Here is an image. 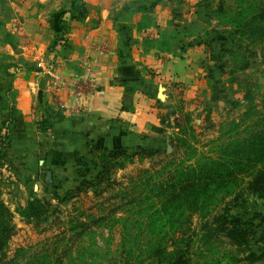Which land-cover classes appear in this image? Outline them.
<instances>
[{
  "label": "crops",
  "instance_id": "crops-1",
  "mask_svg": "<svg viewBox=\"0 0 264 264\" xmlns=\"http://www.w3.org/2000/svg\"><path fill=\"white\" fill-rule=\"evenodd\" d=\"M83 1L90 18L101 21L91 28L90 18L74 24L68 47H59L55 58L49 46L56 36L65 38L59 11L69 9L68 0H0V57L7 58L0 124L12 122L6 177L23 195L29 185H76L80 168L93 161V146H149L163 133L156 102L210 94L199 66L207 21L194 6L202 0L174 6L168 0ZM142 10L161 31L147 28L149 22L138 26ZM127 11H136L131 22Z\"/></svg>",
  "mask_w": 264,
  "mask_h": 264
},
{
  "label": "rangeland",
  "instance_id": "rangeland-1",
  "mask_svg": "<svg viewBox=\"0 0 264 264\" xmlns=\"http://www.w3.org/2000/svg\"><path fill=\"white\" fill-rule=\"evenodd\" d=\"M168 1L170 6L178 2ZM68 4L69 9L59 11V30L65 38L74 24L86 25L90 18L83 0H68ZM194 7L207 21L202 24L206 31L198 42H206L199 66L205 72L210 94L186 103L156 102L163 133L149 146L116 149L114 159L109 152L93 155V161L80 168L77 184L70 188L53 186L52 182L43 188L42 184L29 185L25 188L28 194L23 195L8 179L9 167L2 169L3 200L12 211L25 207L34 195L49 201L57 214L50 223H27L15 214V234L0 255V264H156L148 257V249L161 240L171 246L168 235L174 230L176 240L189 248V264H264V260L252 263L247 259V249L234 245L224 234L204 241V220L196 215L191 225L175 220L174 229L169 225L163 229L149 227L146 223L154 202L150 188L167 179L178 166L217 155L232 139L244 137L246 129L264 116V42L259 35L252 38L248 27L255 19L258 25L264 24L260 18L264 0H202ZM127 13L131 22L136 11ZM137 13L138 26L149 22L144 19L145 10ZM100 21L94 17L87 28L97 27ZM149 23L147 28L161 31L154 26L155 21ZM5 57H0V79ZM181 93L180 89L176 97H182ZM245 94H250L252 100L245 102ZM163 120L165 123L161 124ZM185 120L192 130L182 133L187 145L176 149L173 140ZM140 150L156 154L141 159L134 155ZM108 168L111 169L106 173ZM247 204L248 210L264 215V200L251 199ZM226 209L234 213L243 210L233 197L219 195L206 222L211 223ZM262 242L260 232L252 235L251 250L257 251Z\"/></svg>",
  "mask_w": 264,
  "mask_h": 264
},
{
  "label": "trees",
  "instance_id": "trees-1",
  "mask_svg": "<svg viewBox=\"0 0 264 264\" xmlns=\"http://www.w3.org/2000/svg\"><path fill=\"white\" fill-rule=\"evenodd\" d=\"M262 13L260 18L264 19V11ZM258 22L255 19L249 24L250 36L253 38L259 35L264 42V24L260 26ZM61 31L64 32L63 28ZM68 42V37L57 36L51 43L49 51L56 56L59 53L58 47H66ZM182 50L184 51V48ZM251 98L250 94L244 95L245 102L251 101ZM186 122L185 120L184 126L180 125V134L174 137L173 143L176 149L187 145V139L182 138V133L186 135L192 128L189 122L187 124ZM11 123L9 120L0 124V255H3L15 234V214L27 223H50L57 214V210L49 201L34 195L25 207L15 211H12L4 202L1 171L10 165L8 150ZM164 123L163 120L161 124ZM245 133L244 137L232 139L224 145L217 155L205 156L191 165L178 166L167 179L160 180L152 188L148 186L154 201L151 202L152 215L146 222L149 223V227L158 226L163 229L169 225L174 229L172 224L175 220L186 221L191 225L192 218L196 215L202 221L204 220L201 228L204 232V241L224 234L234 245L247 249V259L252 263L264 260V215L254 213L247 208V201L251 199L264 200V116L256 121L254 127L246 129ZM115 151L97 149L94 146L91 148L92 155L109 152L111 159H114ZM155 154V151L140 150L134 155L146 159ZM109 169L111 168L106 169L105 172L108 173ZM82 181L85 185L89 184L87 180ZM242 189L246 197L241 193ZM219 195L233 197L243 210L234 213L226 209L208 223L206 219L209 217L211 208L218 201ZM257 221L259 223L256 225ZM259 232L263 242L257 251H253L250 246L251 236ZM168 237H171L169 240L171 246L167 245L168 242L161 240L157 245L150 246L147 251L148 257L156 264H189V248L183 247L181 240H176V231L174 230Z\"/></svg>",
  "mask_w": 264,
  "mask_h": 264
},
{
  "label": "water",
  "instance_id": "water-1",
  "mask_svg": "<svg viewBox=\"0 0 264 264\" xmlns=\"http://www.w3.org/2000/svg\"><path fill=\"white\" fill-rule=\"evenodd\" d=\"M48 179L51 181V174H48Z\"/></svg>",
  "mask_w": 264,
  "mask_h": 264
}]
</instances>
